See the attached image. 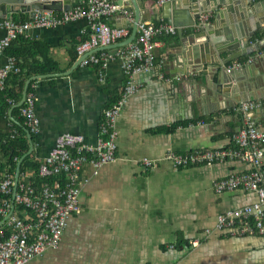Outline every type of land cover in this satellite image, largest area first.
Masks as SVG:
<instances>
[{
	"label": "crops",
	"instance_id": "0c3cea01",
	"mask_svg": "<svg viewBox=\"0 0 264 264\" xmlns=\"http://www.w3.org/2000/svg\"><path fill=\"white\" fill-rule=\"evenodd\" d=\"M220 1L216 3L222 19H217V10L206 14L204 22H214L215 30L227 29L233 37L253 33L250 41L219 54L212 43L206 45L199 28L173 25L174 33L156 37L155 66L134 76L136 90L116 120V160L97 175L90 164L82 167L81 175L89 180L80 193L81 211L69 217L59 247L34 257L30 264H264V235H232L216 228L220 215L258 201L255 193L214 189L218 179L246 171L249 165L230 160L182 167L166 158L169 152L232 144L243 126L242 116L233 110L240 102L257 103L249 120L264 128V54L247 62L248 56L264 49V0H250L243 9L228 13ZM170 2L179 8L184 0ZM161 5L137 0L136 10L130 0L128 14L118 12L106 22L127 27L131 35L143 21L169 23ZM139 14L149 20L137 23ZM13 16L29 20L22 12ZM87 27L88 21L81 19L29 31L28 39L38 42V50H49L53 62L48 65L57 67L26 79L21 92L22 98L30 81L40 119L31 151L35 162L64 132L82 134L86 142L95 143L105 109L126 83L119 55L123 40L104 47L112 58L103 78L97 66L81 65L83 56L76 47ZM6 58L7 53L0 52V67ZM176 75L182 78H170ZM21 98L7 109V116L0 106V135L10 134L13 124L26 132L21 111L16 110L22 106ZM4 161L0 152V178L7 170Z\"/></svg>",
	"mask_w": 264,
	"mask_h": 264
},
{
	"label": "built area",
	"instance_id": "2783aa9c",
	"mask_svg": "<svg viewBox=\"0 0 264 264\" xmlns=\"http://www.w3.org/2000/svg\"><path fill=\"white\" fill-rule=\"evenodd\" d=\"M150 1V0H148ZM158 4L172 0H152ZM130 0H82L67 11L38 10L29 20L11 17L0 19V52L20 36L29 38L33 27L52 28L60 24L81 19L88 21V27L81 32L85 37L76 50L82 66L95 65L103 78V71L112 55L104 47L129 37L124 26H112L106 19L120 12L129 13ZM207 15L201 16L205 21ZM171 23L143 21L138 24L133 42L120 52L126 83L117 99L104 111L99 136L95 143H88L82 134L64 132L59 134L49 153L38 163L37 171L20 172L17 190L14 192L15 175L8 169L0 178V264H30L31 260L47 250L59 247L61 236L72 214L81 211L80 193L88 182L81 175L82 167L88 163L92 174L97 175L106 164L116 160L118 130L116 120L129 95L136 90L134 76L153 69L155 66L156 37L174 33ZM264 54V49L247 58L253 62L255 56ZM236 66L240 62L235 63ZM21 67L14 56L7 55L0 67V92L6 89L10 74L20 73ZM181 79V75L170 77ZM257 106L255 102H240L233 106L243 119V126L233 137L232 144L218 148H203L183 153L169 152L166 155L176 166L213 165L215 163L239 160L249 169L233 172L214 183L218 193L237 189L255 193L258 201L241 208L229 210L217 219L216 228L228 230L232 235H264V128L251 124L248 113ZM35 92L28 90L20 109L24 125L32 135L40 130V119L35 111ZM15 130L11 131L14 136ZM144 163L151 165L145 159ZM37 172L41 182H35ZM24 213V216L21 214Z\"/></svg>",
	"mask_w": 264,
	"mask_h": 264
},
{
	"label": "water",
	"instance_id": "95a60500",
	"mask_svg": "<svg viewBox=\"0 0 264 264\" xmlns=\"http://www.w3.org/2000/svg\"><path fill=\"white\" fill-rule=\"evenodd\" d=\"M131 1L134 3L137 10V0ZM249 1L250 0H221L220 2L226 5L225 8L228 13L229 11L235 12L238 9H243L244 6L248 5ZM79 2L80 0H0V19L10 17L11 14L15 12H22L26 14L29 19H32L38 10H52L56 12L67 11L75 7ZM218 5L219 4L216 3V0H184L183 5L179 6V8H177L175 2H168L166 4L163 3L160 9L161 14H164L165 12L168 13V17L165 18L169 21V23H171L175 27H193L201 29L200 33L205 36V41L207 43L206 45L212 43L216 47V51L221 54L225 50H232L233 47H237L238 44L239 46H242L244 40L250 41L253 33H247V35L245 33L244 37H239L235 35L233 37L228 33L227 29H222L220 31H217V29L215 30L214 22L210 24L208 22L205 23L204 21H201L200 18L202 15H206L209 12H214L217 10V19L219 17L222 19L223 12L219 9ZM140 20H149V16L145 17L142 15L141 18L139 14L137 23H139ZM137 26L138 24L136 25V28L134 27V31L132 32V34L128 38L123 40L119 46L123 47L134 41L137 35ZM211 30L214 31L212 32ZM223 36L227 37V39ZM106 47L108 48V46ZM29 82L30 81H27V83L25 84L20 105H22L25 101ZM239 90H243L242 86H240ZM26 132L29 140V149L18 160L15 171L14 192H16L17 190L22 161L27 155L31 154V151L33 149V136L31 135L28 129H26Z\"/></svg>",
	"mask_w": 264,
	"mask_h": 264
},
{
	"label": "trees",
	"instance_id": "16d2710c",
	"mask_svg": "<svg viewBox=\"0 0 264 264\" xmlns=\"http://www.w3.org/2000/svg\"><path fill=\"white\" fill-rule=\"evenodd\" d=\"M13 18L22 21L27 20V17L25 16L20 19L15 16H13ZM37 48L38 42L36 40L20 36L18 39L13 41L10 47H8L5 51L7 55L14 56L21 67L20 73H12L7 78L6 89L0 92V106L2 112L6 116L7 109L14 103H17L21 98V92L26 79L31 76L52 73L57 70L55 65H48V62L52 61L48 55L49 50H38ZM10 78L13 80L12 86L10 85ZM16 85H18L19 89L14 88ZM28 90H32L31 84ZM21 107H17L16 110L21 109ZM13 127L16 131L14 136H11V134L0 135V152L5 157L3 166L15 175L18 160L29 149V140L25 130H23L21 126L13 124ZM34 136L35 135H33V142L35 140ZM38 164V162L32 160L31 153L23 159L20 172L26 170L37 171ZM35 177V182H41L37 172L35 173Z\"/></svg>",
	"mask_w": 264,
	"mask_h": 264
}]
</instances>
